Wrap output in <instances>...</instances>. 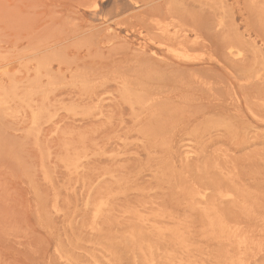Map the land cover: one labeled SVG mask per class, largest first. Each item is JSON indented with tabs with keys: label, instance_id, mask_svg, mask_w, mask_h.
Returning a JSON list of instances; mask_svg holds the SVG:
<instances>
[{
	"label": "rangeland",
	"instance_id": "rangeland-1",
	"mask_svg": "<svg viewBox=\"0 0 264 264\" xmlns=\"http://www.w3.org/2000/svg\"><path fill=\"white\" fill-rule=\"evenodd\" d=\"M178 263L264 264V0H0V264Z\"/></svg>",
	"mask_w": 264,
	"mask_h": 264
},
{
	"label": "bare ground",
	"instance_id": "bare-ground-1",
	"mask_svg": "<svg viewBox=\"0 0 264 264\" xmlns=\"http://www.w3.org/2000/svg\"><path fill=\"white\" fill-rule=\"evenodd\" d=\"M177 226V225H176ZM251 231V230H250ZM244 239V238H243ZM252 246V245H251ZM247 251V250H246ZM179 264V263H178Z\"/></svg>",
	"mask_w": 264,
	"mask_h": 264
}]
</instances>
